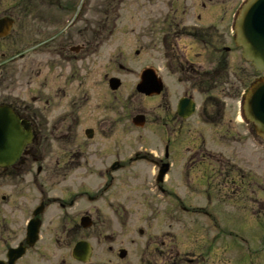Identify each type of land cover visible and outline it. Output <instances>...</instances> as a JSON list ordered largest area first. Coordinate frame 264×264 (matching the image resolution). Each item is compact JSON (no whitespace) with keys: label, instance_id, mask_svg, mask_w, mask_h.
<instances>
[{"label":"flooded vegetation","instance_id":"af4514ba","mask_svg":"<svg viewBox=\"0 0 264 264\" xmlns=\"http://www.w3.org/2000/svg\"><path fill=\"white\" fill-rule=\"evenodd\" d=\"M124 1L42 0L31 24L22 17L28 5L0 13V19L14 21L11 34L0 40V106L10 108L22 131L30 127L34 138L16 160L11 152V160L0 163V264H260L264 152L257 157L254 142L263 147L264 141L242 119L239 101L261 75H240L243 69H231L221 56L215 25L224 20L226 0H152L139 7L133 22L141 16L140 24L149 23L150 34L140 26L132 33L139 41L152 36L153 56L165 58L163 67L113 66L112 61L116 75L110 77L109 65L95 69L94 57H103V48L117 35ZM184 40L213 53L206 57L193 48L189 53L179 49ZM5 53L16 54L6 58ZM27 53L38 58L36 70L34 65H22L19 71L8 66L28 60ZM164 69L166 76H161ZM148 70L161 90L138 97L141 104L150 99L153 105L148 111L134 108L127 127L123 115L117 137L108 136L106 119L87 127L86 141L101 144L89 162L85 158L92 154L83 155V146L73 141L78 111L90 101L94 85L101 97L98 105H105L112 92L120 113V108L125 110V101L119 99L125 81L135 79L127 95L130 102ZM27 72L38 80L29 103L13 95L19 89L28 94L23 78ZM174 75L176 83L168 80ZM113 80L119 82L115 90ZM55 107L65 110L54 118V133L70 141L54 152L44 146L43 122ZM125 128L142 132L134 143L136 152L127 156L122 147L128 137ZM137 166L132 179L144 185L126 196L127 170ZM47 186L54 187V196L46 193ZM134 214L138 227L131 230L126 224ZM223 254L229 255L227 260Z\"/></svg>","mask_w":264,"mask_h":264},{"label":"rangeland","instance_id":"374dc122","mask_svg":"<svg viewBox=\"0 0 264 264\" xmlns=\"http://www.w3.org/2000/svg\"><path fill=\"white\" fill-rule=\"evenodd\" d=\"M41 1L42 0H0V13L6 12V8L7 9L16 8V11H18L17 8H25V7L27 8V5H28L29 8L26 10V15H23L22 17H25L28 20V23L31 24L33 20L36 19L38 16V6ZM156 1L157 2H167V0H156ZM244 1L245 0H226V2L222 6L223 8L222 16L224 20L223 22L218 21L217 24L215 25L218 29V32L220 33V38L222 41V45H221L222 55L221 56L226 61V63L229 65L231 69H234L235 71L239 72V70L242 68L243 71L240 72V75L243 74V72L254 73V69L252 65L249 62L245 61V59L243 58L242 50L236 47L233 41L234 35H233L232 30H233V25H234V20H235L234 14L236 13V10L239 8L240 4ZM151 2L152 0H125L124 1L125 10H124V13L122 14V18H120L119 20V24L117 27L118 28L117 35L106 44L105 48H103L104 49L103 57H100L101 54L99 55V58L96 56L94 57L95 69L101 70V67L103 64L104 65L108 64L109 65V75L110 77H113L114 75H116V71L113 66L120 62L130 67L139 68V69L145 68V67L151 68L152 65H156L161 68L163 67L162 64H164L165 58L163 56H160L158 59L155 60V57L153 56L154 52H153L152 36L146 35L145 37H142V39H140L139 41L137 40L136 34L132 33V28L134 26L136 28L137 26H140L141 31H146L147 34H150L149 23L147 24L146 21L142 20V24H140L141 16H138V17L134 16L135 17V23H134L132 19V14L139 7L142 8L144 6H149ZM161 10L164 11L165 10L164 7ZM94 13L95 15L97 14L96 12ZM33 25L36 30L37 21H35ZM136 28L134 29L137 30ZM32 33L36 34V31ZM160 43L161 41L159 42V45ZM193 43L194 42L191 40H184L180 42L179 49H182V50L185 49L189 53V51L193 48L194 53H202V55L206 53V57L208 56V53H213L212 48H208L204 50V48L200 44L193 46ZM225 48H229L230 50L226 51ZM117 49H120L122 53H113ZM136 51H140L139 56H136ZM160 53H165V51L161 49ZM1 54L3 53H0V55ZM5 54H6V58H10V56L16 53H5ZM33 54L34 53H27V55L29 56L28 60L12 61L11 63L8 64V66L11 65L14 68H16L15 71H19L22 65H26V66L34 65L35 66L34 70H36L38 58L36 56L34 58ZM37 54L38 53H36V55ZM2 60L3 58L0 57V62ZM32 61H34L35 63H33ZM112 61L114 62L113 66H112ZM115 61H117V63H115ZM201 61L203 62L204 59H201ZM203 64H207V63H203ZM160 74H161V71H160ZM98 75L99 74L97 72L94 73V81L98 79ZM163 75L166 76L165 69L162 70L161 76ZM1 76L2 75L0 73V77ZM23 78L25 81L24 88L28 91V94L27 92L22 94V89H19L17 90L16 94H13V95L19 96L21 100H27V103H29L31 98L36 95V92L34 89L38 83V80L35 75L31 76L30 72L23 74ZM177 78H178V75L169 76L168 80L170 82L176 83L178 81ZM134 82H135V79L131 78L130 76L129 79L125 81L124 88L122 89V92L119 96V99L122 98L125 101L123 104V106L125 107L124 111L120 107H119L120 113L114 109V106L115 105L117 106L119 102L116 100H113V98L111 97L112 96L111 89H109L111 92L109 93V97H108L109 101H106L105 105L100 104L101 106H99L98 104L101 102V97L98 98V95H96L98 91L96 84L94 85L93 91H91L90 101L78 111L80 123L77 128V134L76 136H74L75 140L73 141V144L83 146L81 150L83 155H86V152L92 154L91 156L88 155L85 158V159H88L89 162H91L94 158L93 154L96 151L95 149L96 146H99L101 144L99 143L97 144V141L93 143L86 141L84 131L87 127L92 125V123L97 121L98 119H101V118L106 119L105 130L108 129L107 128L108 126L110 129V133L108 136L113 135L114 137H117L118 133L121 131V124L123 123V118H122L123 115H125L124 117L126 120V127H127L130 124L129 117H131L132 115L131 113L134 108H137L139 106L141 107L144 106L146 110L148 111V109L153 105V101L150 99H144L143 103L141 104V99L138 97L139 93L136 89H134V94H136V96L132 97L131 101L128 102L127 95L131 92V90L129 89L131 88ZM27 84H30L31 87L29 88L28 86H26ZM2 90L3 88L0 83V91ZM64 110H65V107H62V108L55 107L53 111H51L52 117H50V120L43 122V125H44L43 130L46 135V138H45L46 143H44V146L47 148L52 147L54 152L56 151V149H54L56 146L68 145L70 141L67 138H61L59 134L54 133V131L56 130V126H57V121L54 120V118L55 116H57V114L63 112ZM119 120H121V122H119ZM114 121H116L115 127L112 126L114 124ZM127 131H128L127 128H125V132L128 137H125L123 139V144H122L123 150L125 152V156L136 152L134 148V143H135L137 136L139 134H142V132L139 133L137 130H134V129H132L131 132H127ZM149 131H150L149 128H145V132L147 134H149ZM144 136H147V135L144 134ZM71 144L72 143H70V145ZM120 146H121V142H120ZM139 146H141V144H139ZM254 151L260 153L257 156L259 157L261 153L264 152V146L260 147L259 144L254 142ZM84 168L85 166H82L81 169L77 171L78 176L80 175V173L82 172ZM139 168L140 166H137V168L134 170H130V171L127 170L126 186H125L126 196L132 197L137 192H139L140 187L144 185V182L136 181L132 179L133 176L137 177L136 171ZM80 182L81 181H78V183ZM46 188H47L46 193L50 196H54L55 194L54 187L52 186V189H51L50 186H47ZM135 209L136 207H134L133 205V211ZM133 211L132 213H134ZM176 225L178 226V224ZM126 226L129 227V229L131 230L136 229L138 227L137 218L135 214L132 215V217L130 218V222L126 224ZM227 257H229V255L223 254V259L227 260ZM258 262L260 264H264V261H258Z\"/></svg>","mask_w":264,"mask_h":264},{"label":"water","instance_id":"95a60500","mask_svg":"<svg viewBox=\"0 0 264 264\" xmlns=\"http://www.w3.org/2000/svg\"><path fill=\"white\" fill-rule=\"evenodd\" d=\"M13 21L11 19L0 20V38L10 34ZM236 44L243 51V58L250 62L257 72L264 74V0H248L243 6L235 24ZM151 77V78H149ZM155 81L153 72L147 71L143 77V83L138 86V91L151 95L161 88L152 83ZM113 90L119 87L118 80L111 83ZM243 111L246 119L254 124L258 134L264 139V77L260 78L244 97ZM140 118H136L138 124ZM6 139L13 142L12 160L20 155L26 143H31L32 134L27 129L23 132L14 113L5 107H0V163L11 160V152H3L6 148ZM36 233V231H35ZM15 260V259H14Z\"/></svg>","mask_w":264,"mask_h":264},{"label":"bare ground","instance_id":"6f19581e","mask_svg":"<svg viewBox=\"0 0 264 264\" xmlns=\"http://www.w3.org/2000/svg\"><path fill=\"white\" fill-rule=\"evenodd\" d=\"M6 148H4L3 152H5L6 154H9L10 152H13V142L12 140L8 141L6 139ZM0 152L2 153V149L0 148Z\"/></svg>","mask_w":264,"mask_h":264}]
</instances>
